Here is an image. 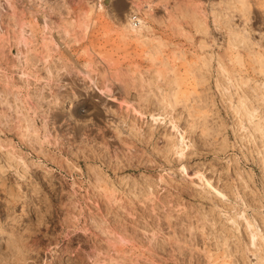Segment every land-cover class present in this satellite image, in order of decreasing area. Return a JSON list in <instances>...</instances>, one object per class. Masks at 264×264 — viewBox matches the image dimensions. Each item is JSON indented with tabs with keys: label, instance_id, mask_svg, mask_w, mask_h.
Segmentation results:
<instances>
[{
	"label": "rangeland",
	"instance_id": "374dc122",
	"mask_svg": "<svg viewBox=\"0 0 264 264\" xmlns=\"http://www.w3.org/2000/svg\"><path fill=\"white\" fill-rule=\"evenodd\" d=\"M0 264H264V0H0Z\"/></svg>",
	"mask_w": 264,
	"mask_h": 264
},
{
	"label": "bare ground",
	"instance_id": "6f19581e",
	"mask_svg": "<svg viewBox=\"0 0 264 264\" xmlns=\"http://www.w3.org/2000/svg\"><path fill=\"white\" fill-rule=\"evenodd\" d=\"M127 14H128V13H127ZM130 16H132V15H131V12H130V14L127 15V23H126L125 26H126V27L128 26V28H130V29L133 31V30H134V26H133L134 24L132 23V21H130V20H131V19H130ZM139 21H140V23L143 24L142 19H139ZM126 27H125V28H126Z\"/></svg>",
	"mask_w": 264,
	"mask_h": 264
}]
</instances>
